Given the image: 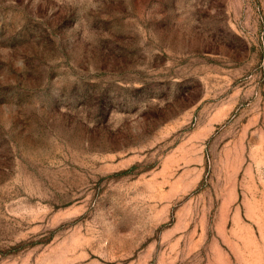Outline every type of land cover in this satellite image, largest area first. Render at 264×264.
I'll return each mask as SVG.
<instances>
[{
	"label": "rangeland",
	"instance_id": "374dc122",
	"mask_svg": "<svg viewBox=\"0 0 264 264\" xmlns=\"http://www.w3.org/2000/svg\"><path fill=\"white\" fill-rule=\"evenodd\" d=\"M0 264H264V0H0Z\"/></svg>",
	"mask_w": 264,
	"mask_h": 264
}]
</instances>
